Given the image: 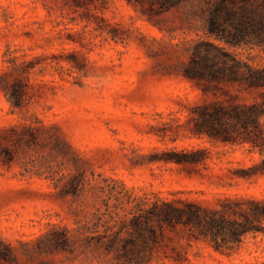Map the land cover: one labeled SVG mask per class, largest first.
<instances>
[{
    "label": "rangeland",
    "instance_id": "rangeland-1",
    "mask_svg": "<svg viewBox=\"0 0 264 264\" xmlns=\"http://www.w3.org/2000/svg\"><path fill=\"white\" fill-rule=\"evenodd\" d=\"M212 1L142 13L127 0H0V264H135L98 235L136 202L264 191L216 179L252 162L245 147L178 127L199 93L182 74L196 42L264 64L263 46L208 35ZM181 149L202 155L190 171L164 159ZM192 251L195 264L252 262L264 234L222 261Z\"/></svg>",
    "mask_w": 264,
    "mask_h": 264
},
{
    "label": "trees",
    "instance_id": "trees-1",
    "mask_svg": "<svg viewBox=\"0 0 264 264\" xmlns=\"http://www.w3.org/2000/svg\"><path fill=\"white\" fill-rule=\"evenodd\" d=\"M87 1L75 0L80 5ZM127 1L142 13H153L184 0ZM203 10L208 35L232 45L264 47V0H213ZM182 74L199 93L179 104L185 120L178 127L220 143L239 144L252 157L250 164L227 166L216 179L264 180V64L252 65L222 45L199 40ZM201 156L181 149L164 159L190 171L189 165ZM249 233L264 234V191L149 197L127 208L98 238L129 263L195 264L196 246L209 247L222 261L241 250ZM238 264H264V258Z\"/></svg>",
    "mask_w": 264,
    "mask_h": 264
}]
</instances>
